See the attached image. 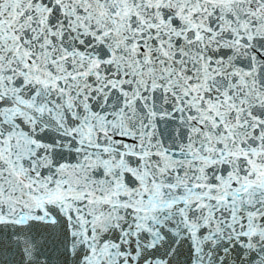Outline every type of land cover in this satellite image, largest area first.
Here are the masks:
<instances>
[{
  "label": "snow or ice",
  "instance_id": "obj_1",
  "mask_svg": "<svg viewBox=\"0 0 264 264\" xmlns=\"http://www.w3.org/2000/svg\"><path fill=\"white\" fill-rule=\"evenodd\" d=\"M0 264H264V0H0Z\"/></svg>",
  "mask_w": 264,
  "mask_h": 264
}]
</instances>
